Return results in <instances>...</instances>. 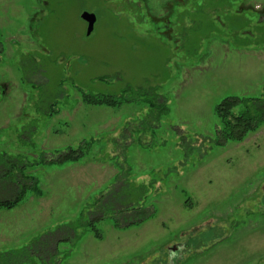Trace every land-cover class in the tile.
Here are the masks:
<instances>
[{
    "label": "rangeland",
    "instance_id": "rangeland-1",
    "mask_svg": "<svg viewBox=\"0 0 264 264\" xmlns=\"http://www.w3.org/2000/svg\"><path fill=\"white\" fill-rule=\"evenodd\" d=\"M263 95L264 0H0V154L40 191L0 208V252L55 230L57 264H264V121L218 145L215 112ZM99 216V236L74 224Z\"/></svg>",
    "mask_w": 264,
    "mask_h": 264
},
{
    "label": "trees",
    "instance_id": "trees-1",
    "mask_svg": "<svg viewBox=\"0 0 264 264\" xmlns=\"http://www.w3.org/2000/svg\"><path fill=\"white\" fill-rule=\"evenodd\" d=\"M100 79L104 80L105 78L101 77ZM128 89L129 88L124 89L119 98L111 95H91L83 93L82 100L83 102L94 106L113 107L120 106L131 100L129 95L126 94L128 91L136 97H140L142 95L146 96V92L142 88L135 87V89ZM125 94L127 97L124 96ZM148 100V110H155L156 103L158 104V102L154 103L153 100ZM160 106H162V104ZM236 107L242 108L241 112L238 114L234 113V109ZM215 112L218 118L221 119L222 123V128L217 130L216 133V143L218 145H223L229 140L236 142L241 141L248 132L256 130L264 121V95L259 98H241L238 96L226 97L216 106ZM83 154L84 153L80 151V149L77 151L68 149L67 152L59 154L56 159L50 160L48 163L52 164L53 162L61 163L65 161H77L83 157ZM0 159L1 161L3 160V166L0 167V178H2L1 180L3 182V184L0 183V208H13L23 199L28 191H34L37 194H40V191L37 189L35 177L25 173L26 165L22 164L21 160L18 158L16 160L13 156H8L5 153L0 154ZM43 162H45V160H43ZM6 163H11L12 165L7 167V165H5ZM23 180H29L31 183L27 185L26 183H23ZM139 188H141L140 194L147 192L146 186L142 185L139 186ZM140 194L138 196H141ZM127 207V209H120V207L114 211L111 203L107 201L102 207H100V209L108 215L112 213H116L118 216L121 215L123 217L122 221H127L125 223L126 226L124 225L125 227L144 221L151 216V213L145 215L142 209L136 210L135 208H132V206ZM137 216L139 219L135 220ZM101 219L102 217L99 216L87 223L77 221L74 224H76L79 228L80 226L84 228H92L96 236H99L97 229L94 228V225L98 221H101ZM115 222L119 225L118 221L115 220ZM71 224L72 223L60 225L58 229L61 230V228L69 227L73 232L75 226H71ZM52 235L56 236L55 230L35 239L32 243L24 246L22 249L9 250L3 253L0 252V264H34L35 259H40L41 264H57L54 260L55 256L58 255L57 244L68 241L71 237L53 240L54 242L50 248L49 239Z\"/></svg>",
    "mask_w": 264,
    "mask_h": 264
},
{
    "label": "water",
    "instance_id": "water-1",
    "mask_svg": "<svg viewBox=\"0 0 264 264\" xmlns=\"http://www.w3.org/2000/svg\"><path fill=\"white\" fill-rule=\"evenodd\" d=\"M81 18L86 22L87 24V28H86V34L89 35L92 30H93V26L95 23V15L92 13H88V12H83L81 14Z\"/></svg>",
    "mask_w": 264,
    "mask_h": 264
}]
</instances>
